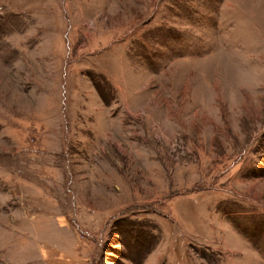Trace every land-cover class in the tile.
Listing matches in <instances>:
<instances>
[{
    "label": "rangeland",
    "instance_id": "obj_1",
    "mask_svg": "<svg viewBox=\"0 0 264 264\" xmlns=\"http://www.w3.org/2000/svg\"><path fill=\"white\" fill-rule=\"evenodd\" d=\"M0 264H264V0H0Z\"/></svg>",
    "mask_w": 264,
    "mask_h": 264
}]
</instances>
